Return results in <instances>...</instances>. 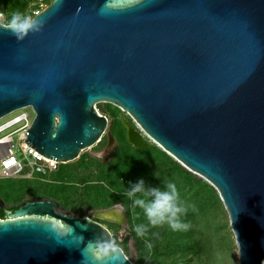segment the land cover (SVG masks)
I'll return each instance as SVG.
<instances>
[{
  "label": "water",
  "instance_id": "1",
  "mask_svg": "<svg viewBox=\"0 0 264 264\" xmlns=\"http://www.w3.org/2000/svg\"><path fill=\"white\" fill-rule=\"evenodd\" d=\"M33 18L22 38L0 27V118L30 106L26 143L67 163L108 127L96 104L119 107L129 144L215 188L237 264H264V0H50ZM58 206L0 198V264H134L120 246L97 260L112 232Z\"/></svg>",
  "mask_w": 264,
  "mask_h": 264
},
{
  "label": "rangeland",
  "instance_id": "2",
  "mask_svg": "<svg viewBox=\"0 0 264 264\" xmlns=\"http://www.w3.org/2000/svg\"><path fill=\"white\" fill-rule=\"evenodd\" d=\"M49 1H46V5ZM24 11L23 13H25ZM0 12L4 19H9L10 13L4 7L0 9ZM96 108L109 119L108 127L100 141L83 150L75 160L59 163L57 170L50 174L27 178L26 180L25 178L0 179V189L8 182L12 184L9 186V198L4 201L5 204L7 206L18 205L31 197L29 192L18 189L25 181L29 183L41 181L49 188L61 186L63 189L56 193L58 200L55 199L59 203L60 210L76 212L81 216H88L102 223L112 232L113 241L122 248L134 264H137L143 255V264H237V247L234 235L229 224L228 214L218 192L216 191L217 194L215 192L208 193L205 189H201L200 185L197 186L195 182L188 181L180 174L179 177L175 175L173 178L172 175L166 173V176L160 178L157 175V170L154 172L159 182L165 179V181L170 180L176 184L180 194V202L187 209L186 215L181 217V221L183 218L190 220L191 223L187 224L189 227L192 226L190 227L191 235L186 232L187 229L173 230L168 224H163L156 227L149 225V231L145 237H135L134 232L131 231V220L135 221L132 224L133 227L138 224L137 221L139 224L148 225V220L142 209L139 207L132 208V201L129 199V202L126 203L125 199L122 198L123 192L119 185L121 182L118 183L119 181L109 179L110 166L113 167L116 160L125 156V152L133 155L132 149H122L117 138L119 131L124 127L122 119H126L131 124L133 122L125 111L113 104L100 102L96 104ZM120 122L123 127L119 124ZM109 133L114 138V144H110ZM124 135L126 137L125 127ZM14 140L16 141V137ZM161 159L160 154L154 152V160L162 162ZM63 164L66 165V169L71 175L69 176L66 172L61 177L56 178V172ZM135 172V170L131 171V180L133 178L134 183L139 180V177L136 178ZM193 174L195 179L201 180V182L206 181L199 175ZM21 179L25 181H20ZM83 179L86 180L85 185L80 183ZM144 181L146 189L163 188L165 182L163 181L159 185L160 183H156L153 178ZM12 194H17L15 195L16 198ZM119 194H121L120 197ZM111 206L122 208L126 218L125 224L96 216V210ZM136 209L137 212H135ZM149 244H151L150 248L148 247Z\"/></svg>",
  "mask_w": 264,
  "mask_h": 264
},
{
  "label": "trees",
  "instance_id": "3",
  "mask_svg": "<svg viewBox=\"0 0 264 264\" xmlns=\"http://www.w3.org/2000/svg\"><path fill=\"white\" fill-rule=\"evenodd\" d=\"M27 0H1L0 2V9L4 7L5 10H7V12L10 13V17L11 14L13 12L16 11H20L23 12L24 10H26L27 8ZM25 12V11H24ZM9 17V18H10ZM122 127V123H119ZM118 141L120 146L123 148H126V150H128L129 148L132 149L133 151V155L130 153H126L125 156H123L122 158L116 160L113 164V167H111V172L109 175V179L111 178V180H116L119 181L118 183H120L119 185L121 186V190L123 192L122 194V198L125 199V202H129V198H127V196L124 194L125 191L127 189H129L131 187V184H134L133 182V178L131 180L132 177V173L131 171L135 170L137 177L143 178V180H149L150 178H153L154 181L156 183H160L159 185L162 184L163 181H165V179L161 182H159V180L156 179L154 172L157 170V175H159V177L161 178L162 176H166V173H169L170 175H172V177L174 178V176L176 175V177H179L180 175L183 176L184 178H186L188 181L191 182H195V184L200 185L201 189H205L208 193L210 192L211 194L213 192H216V190L213 188V186H211L208 182L204 181L201 182V180L195 179L194 178V174L188 170H186L179 162L176 161V159L174 160L173 157L171 155H169L168 153H166L163 149H161L159 146L157 145H153V146H149V147H145V148H135L133 146H131L130 144H128L126 137L124 135V127L123 129H121V131H119L118 133ZM154 152L160 154V156L162 157V162L156 161L154 160ZM124 153V154H125ZM173 167V169H171ZM166 170V172H165ZM103 171V170H101ZM68 172L66 169V165L63 164L60 169L56 172V178L61 177L62 174ZM104 173V172H103ZM180 174V175H179ZM68 175L70 176V172H68ZM135 175V174H134ZM166 178V177H165ZM172 178V179H173ZM27 178H25L26 180ZM25 180H20V181H25ZM86 180H82L80 183H83L82 185H85ZM131 182V184H130ZM23 185L19 186V190L22 189L23 192H29L31 194V197H29V199L27 200H34V199H57L56 198V193L58 191H61V186L57 187V188H49L45 185L44 182H23ZM12 185L10 182L6 183L3 188L0 189V198H2L4 201L8 200V196H9V186ZM63 185V184H60ZM49 193H47V192ZM17 194H12V196H14L16 198ZM55 195V196H54ZM121 196V194H119V197ZM216 200L218 199L215 198ZM58 200V199H57ZM24 201L23 200L20 204H22ZM20 204L18 205H14L12 206V209L17 208ZM129 211V210H127ZM135 212H137V209L135 210ZM186 215V214H185ZM6 216V214L0 210V219L4 218ZM186 218V217H185ZM187 218H189V216H187ZM183 223H188L190 224V220L189 219H182ZM132 224L135 222L134 220L132 221ZM137 223L139 224V222L137 221ZM131 224V231L134 232L135 237L137 238L135 231H134V227ZM192 227V226H190ZM188 227L187 228V233L189 232L191 235V228ZM182 233V232H181ZM143 255V254H142ZM144 261V255L143 257H140L139 261L137 264H143Z\"/></svg>",
  "mask_w": 264,
  "mask_h": 264
},
{
  "label": "clouds",
  "instance_id": "4",
  "mask_svg": "<svg viewBox=\"0 0 264 264\" xmlns=\"http://www.w3.org/2000/svg\"><path fill=\"white\" fill-rule=\"evenodd\" d=\"M0 27H5L18 38H22L27 31L36 27V22L31 15L20 11L13 12L9 19H4L3 14L0 13ZM125 195L132 201L131 207L142 209L148 220V225L142 223L135 225L136 236L145 237L149 231V225L156 227L168 224L173 230H186L189 227L187 223L181 221L187 209L180 202V194L174 182L169 180L164 182L163 188L146 189L145 181L140 178L136 183L131 184V187L125 191ZM93 243L97 260H103L118 248L115 241H104L98 238ZM148 247L150 248L151 244Z\"/></svg>",
  "mask_w": 264,
  "mask_h": 264
},
{
  "label": "built area",
  "instance_id": "5",
  "mask_svg": "<svg viewBox=\"0 0 264 264\" xmlns=\"http://www.w3.org/2000/svg\"><path fill=\"white\" fill-rule=\"evenodd\" d=\"M46 1L27 0L25 14L33 17L46 6ZM33 117L32 108L25 106L0 118V179L33 178L57 170L58 161L39 154L25 141Z\"/></svg>",
  "mask_w": 264,
  "mask_h": 264
},
{
  "label": "bare ground",
  "instance_id": "6",
  "mask_svg": "<svg viewBox=\"0 0 264 264\" xmlns=\"http://www.w3.org/2000/svg\"><path fill=\"white\" fill-rule=\"evenodd\" d=\"M167 153V152H166ZM170 155V154H169ZM173 157V156H172ZM174 158V157H173ZM176 159V158H175ZM177 160V159H176ZM178 161V160H177ZM182 164V163H181ZM193 172V171H192ZM112 210V212H114L113 213V216L114 217H116V216H118V217H120L122 214L120 213V211L118 210V208L117 207H115V208H112L111 209ZM116 212V213H115Z\"/></svg>",
  "mask_w": 264,
  "mask_h": 264
},
{
  "label": "flooded vegetation",
  "instance_id": "7",
  "mask_svg": "<svg viewBox=\"0 0 264 264\" xmlns=\"http://www.w3.org/2000/svg\"><path fill=\"white\" fill-rule=\"evenodd\" d=\"M5 206L6 207H8V208H12V206H7L6 204H5ZM60 206H58V211L59 212H63V211H69V210H60V208H59ZM0 210H2L1 208H0ZM3 211V210H2ZM72 212V211H71ZM73 213H76V212H73ZM76 214H78V213H76ZM79 215V214H78ZM79 216H81V215H79ZM81 217H83V216H81ZM3 219V218H2Z\"/></svg>",
  "mask_w": 264,
  "mask_h": 264
}]
</instances>
